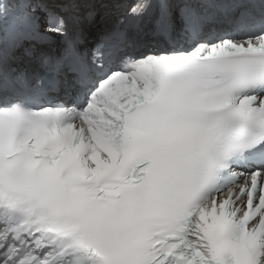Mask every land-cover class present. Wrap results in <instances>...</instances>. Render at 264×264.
<instances>
[{
  "label": "snow or ice",
  "instance_id": "6c2138e0",
  "mask_svg": "<svg viewBox=\"0 0 264 264\" xmlns=\"http://www.w3.org/2000/svg\"><path fill=\"white\" fill-rule=\"evenodd\" d=\"M0 264H264V0H0Z\"/></svg>",
  "mask_w": 264,
  "mask_h": 264
},
{
  "label": "bare ground",
  "instance_id": "6f19581e",
  "mask_svg": "<svg viewBox=\"0 0 264 264\" xmlns=\"http://www.w3.org/2000/svg\"><path fill=\"white\" fill-rule=\"evenodd\" d=\"M88 29H91V25H88ZM88 37H90V35H88Z\"/></svg>",
  "mask_w": 264,
  "mask_h": 264
}]
</instances>
